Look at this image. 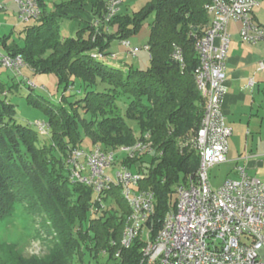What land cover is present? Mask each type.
<instances>
[{"label":"trees","instance_id":"16d2710c","mask_svg":"<svg viewBox=\"0 0 264 264\" xmlns=\"http://www.w3.org/2000/svg\"><path fill=\"white\" fill-rule=\"evenodd\" d=\"M36 1L41 16L25 23L21 31L25 34L24 46L18 47L13 41L9 47L11 35H6L0 37V44L5 46L2 52L21 55L35 72L56 74L64 91L78 83L85 93L75 100L62 96L70 109L40 95L31 98L49 116L47 125L54 145L46 147L38 161V172L25 184L41 199L39 203L44 202L37 210L46 215L55 243L43 257H24L13 251L9 260L12 264H73L78 257L81 264H145L140 238L128 248L122 245L130 209L119 187L101 194L102 205L91 186L70 180L65 159L71 150L81 148V128L95 145L105 149L152 141L151 151L137 159L145 174L139 187L154 192L155 228L161 227L165 214L176 208L172 186L194 174L200 161L185 137L199 126L204 112V99L194 79L198 65L194 41L210 22L205 10L209 0H151L136 11L120 9L107 23L104 16L108 0H68L56 3L52 10H48L47 0ZM83 1L91 4L99 24H88L75 37H62L58 18L63 9ZM151 13L154 17L147 43L150 65L146 69L132 65L126 68L109 61L112 41L128 40L137 34ZM176 48L182 50L183 64L173 57ZM99 53L102 56H93ZM125 94L129 100L123 111L119 101ZM128 119L138 123L139 137ZM17 138L33 151L41 148L38 132L18 123L14 104L0 98V217L13 215L14 202L19 200L14 187L2 177ZM11 172L17 175L15 170ZM20 176L17 178H25ZM109 198L118 201L121 211L105 205ZM86 256L90 257L88 262Z\"/></svg>","mask_w":264,"mask_h":264},{"label":"built area","instance_id":"2783aa9c","mask_svg":"<svg viewBox=\"0 0 264 264\" xmlns=\"http://www.w3.org/2000/svg\"><path fill=\"white\" fill-rule=\"evenodd\" d=\"M13 1L21 22L28 23L41 16L36 0ZM123 2L107 1L105 23L121 9ZM257 3L258 0H209L205 4L210 22L201 34L195 35L194 41L198 57L194 79L204 99V112L199 126L185 137L200 161L194 174L177 185L176 208L165 214L158 230L154 219L155 194L139 187L145 178L141 163L129 167L125 161L127 155L132 157L137 151L150 152L147 140L117 149H105L98 144L88 151L74 148L65 159L70 180L91 186L102 205L104 191L124 188L121 194L130 212L122 245L128 248L140 238L145 264H264V181L241 169L239 179H226L216 188L210 183L211 168L228 160V139L232 134L222 110L229 26L240 23L244 41L264 40V27L253 17ZM7 7V3L0 1V9ZM92 23L99 24L96 20ZM123 42L130 46V41ZM145 47L149 50L148 45ZM130 49L135 55L137 48ZM173 57L184 63L180 48L175 49ZM23 66L21 55L0 52V67L22 75ZM260 66L263 67V63ZM44 127L43 124L41 128ZM120 153L126 154V158L115 178L107 169L117 161Z\"/></svg>","mask_w":264,"mask_h":264},{"label":"rangeland","instance_id":"374dc122","mask_svg":"<svg viewBox=\"0 0 264 264\" xmlns=\"http://www.w3.org/2000/svg\"><path fill=\"white\" fill-rule=\"evenodd\" d=\"M0 1L7 3L8 6L7 9H0V37L3 38L6 35H11L8 39V46L10 47L14 41L18 47H23L25 43V34L21 31L23 30L25 23L21 22L18 18L17 6L13 0ZM65 1L68 0H47V8L48 10H52L56 3L59 4ZM123 1L122 7L131 12L139 10L143 6L147 5V3L151 0ZM153 17L154 13H151L145 20V24L139 33L129 39L130 46L122 44L119 39L112 41L110 46L111 52L116 54L121 52L124 53L123 58L127 61L126 68H128L129 65H132L134 68L146 69L150 65V52L145 46L147 45L149 38V23L152 21ZM60 23L62 37L71 36L70 31L67 29L69 20L61 19ZM132 47L137 48L135 55L132 53L130 54V52L127 51V49ZM4 50L5 46L1 43L0 52ZM112 53L109 55V61L115 64L121 63L119 59L112 56ZM21 71L22 75H17L8 68L0 67V83L3 85V87H0V98H4L14 104L16 109V120L18 123L28 125L38 132L40 139L39 146L41 148H39L37 152L33 151L31 150L33 147L30 148V146H27L21 138H17L13 144L14 151L10 152L8 159V161H10L8 164L9 167L8 165L6 166L8 168L2 177L6 184L14 187L13 189L16 195H18L19 200L14 202L13 215L0 217V264H12L8 256H10L13 251L24 257H43L47 255L49 248L55 243L54 238L51 236L53 233L52 231L54 230L48 223L45 222L46 215L37 210V206L43 205L44 202L42 201L39 203L41 199L37 198L38 196L35 197L32 195L30 192L31 190H29L28 186L25 184L29 176L32 177L33 174L38 172V161H40V159L42 160L41 156H44L46 147L50 146L51 143L54 145V141L50 135L51 131L47 125L49 116L43 108L35 106L31 102V98L36 97V95H40L42 98L47 99L54 104L62 103L70 109V103L65 101L63 102L61 100L62 96L65 94L68 96V100H75L76 98L83 96L85 93L84 90H79L78 83L67 91H64V88L59 86V79L57 75L52 72H35L29 65L23 66ZM28 81L31 82V85ZM128 100V95H122V99L119 101V104L123 111L126 108V101ZM85 115L89 117V115ZM127 121L133 128L135 135L139 137L140 133L138 123L131 119H128ZM43 124L45 127L41 128ZM187 133L189 134L191 132ZM28 135L31 139L32 135ZM81 138L82 141L80 146L84 150L88 151L95 146L92 138L87 135L82 128ZM136 143L119 145L111 147L110 149L132 147L135 146ZM145 143L153 146L152 141L147 140ZM142 154L140 151H137L132 157L127 155L125 160L127 165L131 167L134 163L139 162L140 164V160L137 159L139 155ZM38 156L39 158L37 159ZM125 157L126 154L124 153L118 154L119 159L117 158V161L112 165V167L107 169L113 173L112 175L115 178V173L121 169V162L124 161L123 158ZM144 165L146 166V164ZM12 170H15L17 175L11 172ZM21 174H23L25 178L18 179L17 177ZM228 174L227 167L224 164L212 168L210 172V183L212 187H218L227 178V176H229ZM20 188H24L25 191ZM119 189L120 191H124V188L122 187H119ZM172 189L174 191L173 196L176 199L177 184H174ZM9 191L11 190L9 189ZM105 205L114 207L121 211L120 204L113 198H109ZM10 246H13V249L10 248ZM85 259L86 262H88L90 257L86 256ZM73 264H81L78 257L74 259ZM91 264H93V261Z\"/></svg>","mask_w":264,"mask_h":264},{"label":"crops","instance_id":"0c3cea01","mask_svg":"<svg viewBox=\"0 0 264 264\" xmlns=\"http://www.w3.org/2000/svg\"><path fill=\"white\" fill-rule=\"evenodd\" d=\"M121 10L126 9L121 7ZM253 17L258 25L264 27V0H258ZM58 19L59 22L61 19L69 20L67 29L71 37H75L80 29L87 27L97 17L92 14L91 4L83 1L67 4ZM240 29V23L229 26L230 41L222 99L225 124L232 128L228 139V160L215 166L224 164L227 167L229 176L226 179H239L241 169H244L248 175L264 181V40L256 43L244 41ZM121 42L124 44L123 40ZM127 51L131 54L130 48ZM112 55L121 61L119 65H127L123 52Z\"/></svg>","mask_w":264,"mask_h":264}]
</instances>
